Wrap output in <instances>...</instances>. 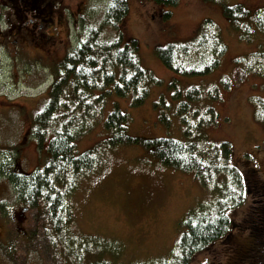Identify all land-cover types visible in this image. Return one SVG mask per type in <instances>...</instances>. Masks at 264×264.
I'll use <instances>...</instances> for the list:
<instances>
[{"label": "rangeland", "instance_id": "1", "mask_svg": "<svg viewBox=\"0 0 264 264\" xmlns=\"http://www.w3.org/2000/svg\"><path fill=\"white\" fill-rule=\"evenodd\" d=\"M110 1L58 0L64 5L68 19V27L65 23L59 27L58 41H62L58 45L59 56L67 46L74 53L82 33L100 27ZM127 1L129 13L124 35L138 41L140 64L158 82L148 85L149 95L138 107L130 105L131 95L117 97L110 86L112 93L103 95L101 107L97 104L87 116L81 115L85 104L72 96V86L67 85L68 106L71 110L80 106L82 118L71 119L73 122L79 119L72 131L82 133L75 142V152L80 155L97 148L96 165L92 172L85 170L70 178L75 188L64 199L70 214L63 213L62 237L48 216L44 201L20 217L16 191L0 173V264H180L182 253L178 242L184 221L191 212L211 208L219 193L206 191L192 173L162 165L142 146L110 147L105 121L117 104L129 114L125 126L128 135L144 139L170 137L186 142L185 132L190 131L191 140L230 142L242 175L254 182H264V123L256 118L253 103L254 97L264 100V76L252 71L256 66L264 68L259 54V50H264V33L254 30L247 42L240 30L230 27L222 8L242 4L255 11L264 8V0H218L219 3L179 0L175 6L159 0ZM81 14L83 19H77ZM212 26L226 45L225 55L212 73L182 76L165 67L157 57V48L193 42L201 31ZM102 33L99 41L103 43L117 36L111 27L104 28ZM199 57L194 54L182 58L181 63L190 68L193 62L198 65ZM17 65L16 60L13 65L11 59L0 55V169L30 176L50 163L48 143L69 116L66 105V111L61 109L59 113L67 116L47 128L46 145L39 148L33 130L47 100L45 91L51 80L47 78L41 84L33 78L25 80L24 71L20 70L24 66ZM225 82L229 84L225 86ZM191 88L201 90L200 100L193 102L192 110L200 112L195 117L184 112L178 114V107L188 101L187 91ZM214 91L218 93L216 100L210 98ZM89 93L88 103H94L92 100L100 95V89ZM208 106L215 112L213 126L201 122L206 118L203 111ZM162 114L169 123L161 119ZM224 180L220 176L217 182L221 185ZM66 182L56 184V190L66 189ZM246 196L242 205L230 211L235 222L231 235L200 250L188 264L240 263L243 250L250 244L248 230L252 224L248 214L255 202L254 210L264 206L255 200L254 190ZM3 206L9 211L12 207L16 209L4 213Z\"/></svg>", "mask_w": 264, "mask_h": 264}, {"label": "trees", "instance_id": "2", "mask_svg": "<svg viewBox=\"0 0 264 264\" xmlns=\"http://www.w3.org/2000/svg\"><path fill=\"white\" fill-rule=\"evenodd\" d=\"M178 1L159 0L167 6H175ZM207 1L218 2V0ZM222 8L230 27L240 30L247 42L251 41L254 30L264 33V8L252 11L242 4L222 5ZM128 13L127 0H111L100 27L95 30L90 28L88 33H83L80 47L74 53H69L66 64L67 77L60 82L57 89L54 85L53 97L50 100L48 98L45 100L43 109L36 117L33 133L39 148L43 149L46 145L47 128L53 127L54 121L67 116L64 112L59 113V111L61 109L66 111V104L62 103L61 98H68L69 93L66 88L69 84L72 86V96L76 97L78 102L85 104L84 112L81 114L83 116L91 114V110L96 109L97 104L103 103L106 94L112 93L110 86H113V93L117 97L127 98L131 95V106L138 107L144 104L149 95L148 85L158 82V80L141 66L138 56L140 49L138 41L124 35V24ZM169 15L170 12L166 13L165 18L167 19ZM106 27L113 28L117 32V36L114 40L103 43L99 41V37ZM225 52L226 45L222 42L220 33L215 26H212L208 31H201L193 42L171 43L156 49L157 57L163 65L182 76H203L212 73L220 64V59L225 55ZM194 54L200 56L198 65L193 62L190 68L184 67L181 59L194 56ZM259 54L264 62V50H259ZM254 70H257L255 72L258 75L264 76V68L256 66L253 67L252 71ZM175 83L177 81L172 85ZM228 84L226 83L225 86ZM97 88L100 89V95L94 97L92 100L94 103H88V98L91 96L89 92ZM179 95L181 92L178 91ZM187 96L188 101L179 105L178 114L188 113L195 117L200 112L196 109L192 110L193 102L200 100L201 90L191 88L187 91ZM210 98L218 99L217 91L212 92ZM253 103L256 108V118L264 123V100L254 97ZM67 109L68 121L61 124L48 143L50 163L45 168H39L30 176L9 173L8 168L0 169V173L15 189L20 208L27 207L31 211L38 208L40 201H44L46 212L61 237L63 213L70 214L64 199L75 188L74 182H70L72 180L70 178L71 176L75 178L77 173H82L85 170L93 171V167L96 165L94 161L97 149L85 151L80 155L76 154L75 142L82 133L72 131V126L82 119L79 118L78 112L80 106L74 110H71L70 107ZM203 114L206 118L201 122L212 124V126L216 124L212 106H208ZM72 116L79 118L78 121L73 122ZM208 116H210L209 119ZM160 117L169 123L164 114ZM183 119L186 121V118ZM128 121L129 114L123 112L118 104L115 105L105 121V129L110 134L108 140L110 147L142 146L162 165L180 172L192 173L206 191L209 193L218 191L219 193V197L216 196V202L211 208H202L198 212H191L184 221V231L178 242L179 252L182 253L180 264H188L200 250L209 248L218 241L226 240L231 235L235 222L230 211L246 201L248 191L254 190L255 200L264 203V182L261 180L254 182L250 180V177L246 178L242 175L234 161V150L230 142L216 144L209 140L208 142L199 141L197 138V140H191L193 138L190 137V131L185 132L186 142L170 137L154 139L133 137L126 132L125 126ZM13 172L16 171L13 170ZM220 176L225 179L221 185L217 182ZM64 181H67L65 183L67 188L62 191L56 190V184L61 185ZM251 195H254L253 192ZM255 203L248 214L250 218L248 221L252 224L248 230L250 244L243 251L248 253L258 249L263 256L258 263L264 264V206L254 210ZM5 207L3 206L2 209L4 213L10 209ZM84 248L82 246V249ZM102 264H110V262Z\"/></svg>", "mask_w": 264, "mask_h": 264}, {"label": "flooded vegetation", "instance_id": "3", "mask_svg": "<svg viewBox=\"0 0 264 264\" xmlns=\"http://www.w3.org/2000/svg\"><path fill=\"white\" fill-rule=\"evenodd\" d=\"M63 7L58 0H0V55L11 59L13 65L16 60L24 66L20 70L24 71L25 80L33 78L41 84L50 78L51 84L45 91L49 100L53 97L54 85L57 89L67 77L70 47H66L62 56L58 54V45L62 42L58 41L59 27L64 23L68 27ZM61 100L63 104L69 103L64 97ZM261 257L258 249L243 251L240 262L259 264Z\"/></svg>", "mask_w": 264, "mask_h": 264}, {"label": "water", "instance_id": "4", "mask_svg": "<svg viewBox=\"0 0 264 264\" xmlns=\"http://www.w3.org/2000/svg\"><path fill=\"white\" fill-rule=\"evenodd\" d=\"M25 212H27V209H25V210L23 211V213H25Z\"/></svg>", "mask_w": 264, "mask_h": 264}]
</instances>
